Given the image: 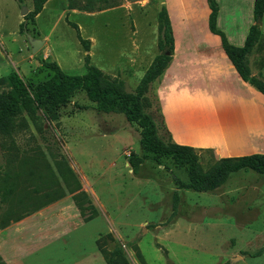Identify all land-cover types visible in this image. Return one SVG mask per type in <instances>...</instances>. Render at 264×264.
<instances>
[{
  "label": "rangeland",
  "instance_id": "rangeland-1",
  "mask_svg": "<svg viewBox=\"0 0 264 264\" xmlns=\"http://www.w3.org/2000/svg\"><path fill=\"white\" fill-rule=\"evenodd\" d=\"M163 1L47 0L31 18V0H0V78L15 71L34 89L52 76L43 63L55 62L65 74L83 76L87 61L121 80L123 91L133 94L147 65L122 56L131 55L129 48L140 38L157 53V13ZM217 4L221 5L219 28L231 38V10L243 25L250 14L249 2L218 0ZM172 14L177 30L185 22ZM70 24L90 41L88 49L78 42ZM194 26L199 33L207 29L199 19ZM34 41L42 45L32 52ZM159 82L158 78L145 95L146 112L159 137L166 139L171 134L159 105ZM164 91L166 104L181 106L179 134L202 143L231 145L229 134L237 131L228 124L207 123V97H172L178 89L171 88V96ZM9 93V88H0L3 98ZM41 124L40 133L29 125L16 134L11 151L0 138V188L12 187L6 201L0 193V218L9 214V227L26 218L13 221L27 212L38 216L54 201L76 196L81 219L71 222L72 230L65 237L42 235L12 264H107L108 260L111 264H264V175L240 170L212 191L180 189L178 182H188L186 168L176 166L170 157L151 159L140 148L136 123L123 114L98 112L81 91L59 109L56 121ZM248 125L235 126L250 133ZM197 149L203 150L196 151L203 170L222 158L214 149ZM131 153L148 156L137 174L128 164ZM51 212L43 211L36 221H50ZM0 264H6L1 256Z\"/></svg>",
  "mask_w": 264,
  "mask_h": 264
},
{
  "label": "trees",
  "instance_id": "trees-1",
  "mask_svg": "<svg viewBox=\"0 0 264 264\" xmlns=\"http://www.w3.org/2000/svg\"><path fill=\"white\" fill-rule=\"evenodd\" d=\"M47 0H31L33 11L28 15L33 18L38 15ZM209 9L207 28L213 35L219 37L221 48L236 71L239 78L252 86L264 96V81L251 75L247 56L254 47L264 49V34L261 33L259 23L264 12V0H254L253 21L242 47L231 45L225 34L216 26L218 4L216 0H206ZM104 10V9H103ZM101 10H98L99 12ZM77 32L78 42L88 49L89 40L82 39L78 27L70 24ZM157 54L144 72L133 94L123 91V82L103 74L96 67L86 61L87 71L83 76H71L65 74L55 62H45L43 66L52 74L50 79L38 84L34 89L22 79L15 71L5 78H0V88L7 87L10 93L3 98L0 96V138L8 142V148L14 147V136L23 132L31 125L38 133L42 131L41 121H56L59 109L67 105L76 92H83L87 100L96 105V110L104 114H123L128 122L136 123L140 128V148L153 160L159 157H170L178 167L186 168L188 182H178V188L190 189L196 192H208L223 185L229 175L240 171L249 170L259 175H264V154H251L232 158H220L214 160L207 170H203L199 164L196 151L189 146L178 145L171 141L170 135L166 139L159 137L157 125L152 116L146 112L149 108L146 94L149 86L155 82L168 67L173 53V36L167 9L162 5L157 13ZM168 133V132H167ZM209 151V149H207ZM148 156L142 157L131 153L128 156V164L137 174L140 165ZM5 184V181L3 180ZM4 201L12 194L10 185L0 188ZM72 199L81 213V205ZM7 211V210H6ZM8 212V211H7ZM4 212V213H7ZM35 211L27 212L23 217L14 219V222L30 215ZM1 216L0 229L9 225ZM107 264H111L108 260Z\"/></svg>",
  "mask_w": 264,
  "mask_h": 264
},
{
  "label": "crops",
  "instance_id": "crops-1",
  "mask_svg": "<svg viewBox=\"0 0 264 264\" xmlns=\"http://www.w3.org/2000/svg\"><path fill=\"white\" fill-rule=\"evenodd\" d=\"M216 1L218 3V0ZM248 2L250 14L243 25L239 26L240 20L237 14L231 10L229 23L234 27L233 37L230 38L227 35V40L235 47L244 45L248 30L254 24L252 15L254 0H248ZM163 5L167 9L171 23L173 53L168 67L159 77L160 82L157 90L160 109L170 130L171 141L194 149H197L198 146L203 149H214L219 152L222 158L264 154V150L261 149L264 147V96L239 78L225 56L218 36L211 34L205 27L203 30L201 29L200 33L197 31L194 21L199 19L207 24L210 11L206 0H164ZM172 13H175L174 16L180 22H185L184 25L177 26V30ZM220 17L221 5L218 4L216 26L219 30ZM259 28L264 34V12ZM129 49L132 56L127 55L128 57L122 56V58L124 60L129 58V61H133L136 65L146 63L147 68L157 54L154 52L156 48L144 44L142 38ZM116 50L115 48L114 55ZM120 55L117 54V57L121 58ZM254 55L257 57L253 59ZM247 64L251 75L264 81V49L254 47L247 56ZM120 78L122 79V77ZM171 88L178 89L172 97L188 95L207 97L210 109L207 123L220 126L228 124L230 125L229 129L237 131L229 134V137L232 138L231 145L223 147L219 144L202 143L186 134L180 133V135L176 128L177 124H182L179 118L181 106L177 103L167 102L166 104L164 96L161 94L165 89L168 96H171ZM236 124H249L247 127L250 133L236 130ZM246 134L249 137L243 139ZM47 209L52 211L53 218L47 222L36 221L37 217ZM37 215L35 213V216H27L17 224L0 231V256L6 264L14 263L15 258L22 254V250L32 249L42 239V235L47 234L57 239L65 237L67 230H72L71 222L75 221L76 217L78 219L81 217L71 196L69 200L62 197L54 201L38 211ZM15 236L17 240H15ZM18 240L24 242L20 244Z\"/></svg>",
  "mask_w": 264,
  "mask_h": 264
},
{
  "label": "water",
  "instance_id": "water-1",
  "mask_svg": "<svg viewBox=\"0 0 264 264\" xmlns=\"http://www.w3.org/2000/svg\"><path fill=\"white\" fill-rule=\"evenodd\" d=\"M27 13V10L25 7H22L21 15L25 16ZM42 45L41 41H34L32 42V52H35L40 46Z\"/></svg>",
  "mask_w": 264,
  "mask_h": 264
}]
</instances>
